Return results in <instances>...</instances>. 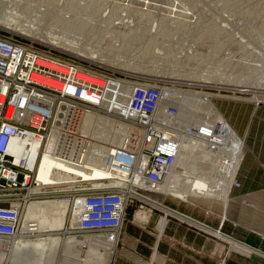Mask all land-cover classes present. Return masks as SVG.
Here are the masks:
<instances>
[{"label":"rangeland","instance_id":"rangeland-1","mask_svg":"<svg viewBox=\"0 0 264 264\" xmlns=\"http://www.w3.org/2000/svg\"><path fill=\"white\" fill-rule=\"evenodd\" d=\"M127 2L0 0V17L14 13L13 18L8 19H14L24 30L9 32L0 25V35L27 45L50 59L72 63L92 72L95 76L104 77L111 82L112 87L113 82H121L128 87L126 94L128 101L138 85L161 89L157 109L154 115L145 121L143 118L129 117L125 111L126 105L121 107L109 105L105 101V93H102L98 103L99 109L88 112L103 121L111 122L110 125L103 122L98 125L97 130L101 135L108 132L107 129L114 131L124 125L129 128L130 143L135 134L132 127L135 122L152 125L158 128L157 132L162 135L169 134L171 128L176 126L177 130L184 128L186 130L184 133H187L195 116L197 121L206 123L210 129L214 128L216 116L220 117L236 138L242 141V152H244L242 130L247 125L254 124L256 136L264 134V121L254 118L251 114L254 109H259L258 114L264 111V0H127ZM142 2L147 3L148 7L141 6ZM62 18H69L70 23L73 22L69 27L72 31L64 32L60 24L55 25L56 21H61ZM80 28L83 29L79 33L77 30ZM55 35L57 37L63 35L62 38H66H63L66 41L55 43L45 39ZM194 95H204L205 98L198 102L191 99ZM116 102L114 104H117ZM169 112L173 116H170ZM232 121L238 125L240 134L229 125V123L232 125ZM138 135L143 136L142 132ZM81 137L79 131L82 151H78L77 155L75 147L68 150V141L62 143L57 135H51L44 150L37 156L35 167L46 155L55 160L73 163L78 156L92 152L91 147L106 149L109 147L108 143L110 144L109 141L105 142L89 135L87 138ZM179 137L184 141L185 134L176 137L178 142ZM216 142V138H211L209 143L216 146ZM230 144L222 140L221 146H216L219 153L213 154L209 159L210 162L215 160L214 166L232 159L234 145ZM140 145L139 149H142V143ZM141 157L144 155L141 154ZM69 158L70 160H67ZM228 174L222 175L223 185L232 182L231 188H238L239 185L234 187L238 172L232 181ZM67 176L62 177L65 179L62 182L54 183L61 186V189L54 185L46 186L49 188L44 186L46 191L42 195L41 185L36 182V187L28 192V196L34 195V198L23 208L17 239L12 242L10 239L0 238V264H153L155 261V257L151 258L153 242L148 234L163 215L149 210V205L140 199L129 198L125 209L123 232L126 228L133 236H140L141 240L145 241L134 242L136 247H133L129 254L132 259L120 260L117 253L115 261L111 262L121 233L116 242L112 232L88 235L78 233L79 230L73 226L76 222L74 211L76 210L75 213L78 211L75 205L78 203H74L71 188L80 182L89 181ZM132 183L129 180L127 187ZM133 189H138L137 194L156 201L164 208L165 206L176 208L207 223L215 220L214 208L221 207L219 204L194 206L179 203L185 201L170 195L163 196L161 192L151 193L144 188L134 186ZM225 189L223 186L216 188L214 186L215 196L217 193L222 194ZM62 201L68 203V208L62 219V229H59L53 217L55 213L53 210L56 209L48 207L47 204ZM212 202L213 200L202 201L201 204ZM32 205L38 210L53 213L50 214L53 223L50 229L40 231L32 227L31 230L28 229L24 214ZM143 210H149L147 214L145 213L146 220L153 213L145 224L135 220V214ZM179 262L178 258H169L166 264ZM191 263L189 260L188 264ZM207 264L214 262L207 259Z\"/></svg>","mask_w":264,"mask_h":264},{"label":"built area","instance_id":"built-area-1","mask_svg":"<svg viewBox=\"0 0 264 264\" xmlns=\"http://www.w3.org/2000/svg\"><path fill=\"white\" fill-rule=\"evenodd\" d=\"M45 63L54 67H48ZM95 80L100 83H95ZM110 86L111 82L104 77L95 76L75 64L50 59L27 45L0 35V238L11 239L19 234L20 208L17 209L15 205L26 201L27 189L34 182L26 158L15 160L12 151L19 153L20 150L18 146H11L12 140L25 142V146L35 140L44 144L55 126V129H64L70 141H74L78 137L83 112L86 108H94L83 94L94 92L100 95L106 93ZM46 95L60 98L54 109H45L42 102ZM160 97L161 89L138 85L125 106L126 114L145 121L154 115ZM68 101L71 102V109L58 108V105ZM66 112L68 116L62 126L60 120L54 117ZM169 115L173 116L171 112ZM140 128L137 123L135 130L139 131ZM157 129H143L146 133L143 154L149 155L143 178L156 185L155 188L159 187L157 184L174 163L179 145L175 136H164ZM135 138L134 134L133 141ZM148 145L153 146L146 147ZM117 153L132 160L134 158V154L124 150ZM86 186L82 184L74 188L75 203H78L75 206L79 210L74 213L75 229L82 233H98L123 227L125 210L119 192L107 187Z\"/></svg>","mask_w":264,"mask_h":264},{"label":"bare ground","instance_id":"bare-ground-1","mask_svg":"<svg viewBox=\"0 0 264 264\" xmlns=\"http://www.w3.org/2000/svg\"><path fill=\"white\" fill-rule=\"evenodd\" d=\"M124 1L127 2V0H124ZM141 6L148 7V4L145 2L144 3L142 2ZM14 15H15L14 13H9V14H6L7 17L6 16L0 17L1 27H3L9 32H16L19 29L24 31L19 25L15 23L14 19L13 20L8 19V17L13 18ZM62 19L61 21L60 20L56 21V23L54 22L55 25L60 24L61 29H63L64 32L72 31L69 27H70V24L72 26L73 22L70 23V20H68L69 18L67 19L65 18L63 20ZM73 27L72 29L74 30ZM82 29L83 28H80L79 30H77V32L80 33ZM55 36L45 37V39L51 42H55V43L56 42L58 43L59 41H64V39H66L64 37H63L64 39L62 38L63 35L59 36L62 38L61 40L58 39L59 37L56 36L57 37L56 38ZM45 65L48 67H54L50 65L49 63H45ZM94 82L98 84L100 83L96 80ZM112 84H113V87L110 86L109 88H107V92L105 93V101L109 105L112 104V105L120 106V107L121 105H127L130 101V100L129 101L127 100L128 97L126 96L128 92V87L126 85H123L119 81L113 82ZM52 85L54 86L56 84H52ZM117 87H120V88L117 89ZM83 96L89 99V101L93 104L92 107L94 108L92 109L86 108V110L83 112V117L81 118L80 127L77 132L78 137L75 138L76 140L74 139L75 142L70 141L64 129L58 130V129H55V126L52 127L50 135L48 136V140L51 137V135H57L59 138H61L62 143H66L67 141L69 142L68 150H72V148L74 149L75 147L74 150L76 151L75 153L77 154L78 151H82L81 142L80 140L78 141L79 131H80V134L82 135L83 138H87V136L89 135L90 137L92 136L97 139L103 140L105 142L109 141L110 142V144L108 143L109 147H107L106 149H103L104 147L97 148V146L94 147V149H92L93 147H91L92 152H89V153L85 152L86 153L85 155L78 156L76 159V162L73 161L72 163V161H68V162H71L72 164L66 163L60 160H55L46 155V156H43L40 162L38 161L39 164L37 165V167H35L37 156H39L40 152L44 150L46 144L48 143V140L44 144L38 140H35L33 142H30L28 146H25L26 144L25 142H19L16 139H13L11 142V146H16V147L18 146L20 150L19 153L12 151L14 153L15 160L18 161L21 157L26 158L27 167L32 171L33 181H34L33 185L27 189V193L25 196L26 201L24 203L22 202L16 203L15 205L17 209L20 208L19 209L20 216H19V222H18L19 228H20L23 208L25 205L30 203V201L34 198L33 197L34 195L28 196V192L31 191L34 187H36V184L38 183L41 185V187L40 186L39 187L41 188L40 190H43L41 191L43 195L44 191H46V188L50 187L49 185H54L55 182L56 183L62 182V180L64 179L62 177L67 176V175L74 176V178H80V179L89 181V183L80 182L79 183L80 186L82 184H86L87 185L86 187H93V188L107 187V188L117 190L123 199L122 202H123L124 210H125V206L127 207L126 203L128 204L129 198H135V199L138 198L141 201L148 203L152 208L159 209L161 211H164L167 214L174 215L182 219L186 217H184L183 215L171 209L162 207L156 201L148 200L144 196L137 194L135 190L133 189V187L135 186L139 189L144 188L145 190H148L149 192L158 193V194L159 192H161V195L163 196L170 195L174 198L180 199L181 201L194 202V203L196 202L201 203L202 201L209 202V201L214 200L216 197H219L220 195L218 193L215 196L216 191H214V186L215 188L218 186H223V189L227 187L225 190L232 187V184H231L232 182L229 184L223 185V182H221L223 178L222 175L229 173L228 178L230 179V181L234 179V176L239 171V168L242 162L243 145H242V141H239L236 138V136L231 131V129L226 125V123L220 117L216 116V120L213 126L214 128H211V129L205 125L206 123L199 122V120L197 121L196 116L193 118L192 123L190 122L191 127H189V130L187 131V133H184L186 131L184 128L183 129L180 128L179 130L176 129L177 126L171 128V131L168 135L172 134L173 136L178 137V136H181L182 134H185V138L183 141L182 140L183 138L181 139L179 137V142H178L179 145L176 150L175 161L166 170L165 176L160 181V184H157V186L159 187L155 188L156 185H151L150 183L146 182L143 178V173L146 170V166L149 160V155L143 154L144 145L146 143L145 141L146 133L143 132V129H147L153 126L147 125V124H140L141 128L139 131H137L135 130V127H136V124L139 122H135L132 127L135 130L136 138L134 141L133 139H131L130 143L128 141L129 140L128 138L129 128L124 127V125L122 127L119 125L121 128L118 127L119 129L114 130V131H109L110 129H107L108 132H104V134L101 135L97 130L99 127L98 125L101 124L102 122L110 125L111 122L108 120L103 121L101 118H98L94 114H91L88 112L93 109H99L98 103L101 100L102 95L91 92L90 94H83ZM121 96H124V97H121ZM118 97H121V98H118ZM203 98H205L204 95H194L191 97V99L198 101V102L203 101L202 100ZM59 100H60L59 97H53L51 95H46L44 96L42 103L44 104L45 109H54V106L55 105L57 106V102ZM115 102L117 104H114ZM69 103L71 102L68 101V103L63 104L64 106L60 104L58 105V108L67 109V110L71 109V105ZM67 116H68V113L66 112V113H63L61 116H56L54 118L55 120L57 119L60 120L63 126V124L66 123ZM139 132H142V135H143L142 137L138 135ZM96 133L98 134L96 135ZM166 135L167 134H164V136ZM211 138H216L217 140L216 146L218 147L221 146L222 140L227 141L228 144L230 143L233 144L234 152H233L232 159L226 160V162L222 161L221 163H218L217 166H214L213 164L215 160L214 162L213 161L210 162L209 159L211 158L213 154L219 153V149L217 150L215 145H213L212 143H209ZM128 143H129V146H128ZM140 143H142L143 145L142 149H139V146H141ZM152 146L148 145L146 147L152 148ZM118 150H124L131 154H134L133 160L129 156H124L120 153H117ZM91 154L92 156L90 157L89 155ZM141 154L144 155V157H141ZM139 155L140 157L138 158ZM87 156H89V158ZM101 156H103V158ZM67 160H70V158ZM35 168H36V174H35ZM35 175H36V179H35ZM125 179H127V182L131 180L134 184L132 183L130 184L131 185L130 187H127L128 185H127V182L125 183L126 181ZM224 180H226V178ZM238 185H239L238 183L234 182V187H238ZM42 186L43 187L49 186V187L42 188ZM54 186H57L58 188L59 185H54ZM39 187L37 188L39 189ZM60 187L61 186H59V188ZM76 187L77 185L71 188L72 193H75L74 188ZM227 191L224 192L225 196L227 195ZM54 193L59 194L60 192H54ZM74 201H75V198H74ZM67 204L68 203L65 201L47 204L48 207H51V208L53 207L56 209V210H53V212H55L53 217H55L57 223L55 221L54 223H56V226L59 229H62V226H63L62 219L65 214L66 208H68ZM77 207L78 206H76L75 208ZM50 214L51 213L49 211H41L35 208V206L33 205L29 206L26 214H24L25 222L27 223L26 225H28L27 226L28 229L31 230L30 227H32V229L37 230V231L50 229L49 227H51L53 224L50 220L51 219L50 216L53 213L51 215ZM124 221H125V218H124ZM73 226H76V224H74ZM122 229L123 227L115 231H104V232H112L114 234V239L116 242L119 236V233H121ZM78 233L85 234V235L90 234V233H82L80 231ZM17 237L18 236L10 239V241L14 242V239H17ZM114 252L115 250L113 251V253Z\"/></svg>","mask_w":264,"mask_h":264},{"label":"crops","instance_id":"crops-1","mask_svg":"<svg viewBox=\"0 0 264 264\" xmlns=\"http://www.w3.org/2000/svg\"><path fill=\"white\" fill-rule=\"evenodd\" d=\"M258 110L254 109L252 116L264 121V111L258 114ZM229 125L239 132L234 121ZM254 129L252 124L242 130L244 155L236 177L238 188H228L226 196L225 191L222 192L211 204L178 201L194 206L221 205L219 209L214 208L215 220L212 223L163 205L186 217L182 219L144 202L149 205V210L163 215L148 234L153 242V264H166L169 258H178V264H188L189 260L191 264H207V259L214 264H264V134L256 136ZM148 211L136 213L135 220L147 223L153 214L146 220L144 217ZM141 241L143 243L145 239L133 236L126 228L124 232L122 229L112 262L117 253L120 260L132 259L129 254L136 247L134 242Z\"/></svg>","mask_w":264,"mask_h":264}]
</instances>
